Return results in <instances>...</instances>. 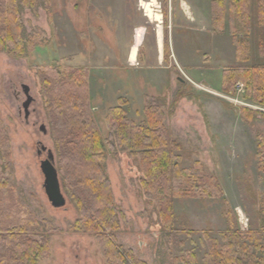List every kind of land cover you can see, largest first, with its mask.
<instances>
[{
    "label": "rangeland",
    "instance_id": "374dc122",
    "mask_svg": "<svg viewBox=\"0 0 264 264\" xmlns=\"http://www.w3.org/2000/svg\"><path fill=\"white\" fill-rule=\"evenodd\" d=\"M22 1L23 29L36 33L38 45L20 56L0 47V124L8 138L0 164H7L16 199L36 217L38 229L45 231L47 224L56 229L50 233L48 256L37 264H105L93 234L67 231L79 212L62 185L65 171L58 167L44 89L60 80V71L72 68L86 74L88 104L103 137L108 136L107 110L120 98L127 116L140 122L143 107L160 97L164 125L181 144V165L199 161L223 189L217 199H174L177 226L190 234H175L181 244L169 245L157 210L142 192L135 158L119 148L108 152L106 173L120 214L116 236L125 250L148 264H182L181 254L192 250L201 262L204 230L215 236L230 225L228 220L242 230L260 224L264 183L257 170L256 134L264 135V116L258 112L255 119L248 112L264 107L243 97L240 81L233 93L221 87L225 69L264 63L259 0H249L248 32L236 17L231 22V0L215 7L222 14L220 23L214 22L212 0H154L153 5L152 0ZM146 4L160 15L158 20L150 9L144 11ZM21 83L33 97L27 122L22 108L19 113ZM38 140L53 151L66 198L62 207H53L42 187L40 159L46 152L37 155Z\"/></svg>",
    "mask_w": 264,
    "mask_h": 264
},
{
    "label": "trees",
    "instance_id": "16d2710c",
    "mask_svg": "<svg viewBox=\"0 0 264 264\" xmlns=\"http://www.w3.org/2000/svg\"><path fill=\"white\" fill-rule=\"evenodd\" d=\"M264 0L257 7L258 24H264ZM22 0H0V47L20 56L38 45L36 33L25 34L21 20ZM214 22H222V14L215 8L221 0H212ZM233 16L251 29L249 0H231ZM218 9V10H217ZM218 20V21H217ZM235 27L232 28L235 33ZM234 42L238 41L233 37ZM264 48V40L261 43ZM166 50V48H165ZM240 50V45L238 47ZM166 53V52H165ZM60 80L44 91L48 96L54 147L58 167L65 171L62 185L76 205L79 217L69 224L67 231L87 232L96 237L105 264H148L125 250L117 240L120 214L106 173L108 152L119 148L135 158L142 172V192L153 205L162 221L169 245L178 243V228L173 201L175 198L212 199L223 195L219 180L208 174L196 161L190 167L181 165V144L173 138L163 122V99L158 97L143 107L145 119L135 122L127 116L122 98L118 105L107 110L105 125L108 136L103 137L89 107L87 77L82 69L60 71ZM244 85V98L264 107V63L229 68L223 71L222 91L234 92L236 82ZM245 109V108H244ZM249 110H246L248 112ZM254 118L264 111L252 110ZM243 114L244 119H254ZM8 138L0 124V158L5 156ZM5 150V151H4ZM257 170L264 183V135L256 134ZM7 164H0V264H37L49 254L50 233L56 229L47 224L38 229L36 217L16 199ZM260 224L242 230L237 224L228 225L211 235L204 230L202 261L192 250L180 257L182 264H264V203L258 210ZM181 244V242H179ZM178 243V244H179Z\"/></svg>",
    "mask_w": 264,
    "mask_h": 264
},
{
    "label": "water",
    "instance_id": "95a60500",
    "mask_svg": "<svg viewBox=\"0 0 264 264\" xmlns=\"http://www.w3.org/2000/svg\"><path fill=\"white\" fill-rule=\"evenodd\" d=\"M23 93L25 95V100L23 101V107L28 112V107L33 101V97L30 94V88L27 84L21 83ZM42 133H46L45 125L42 124L40 129ZM42 150H46V157L40 160V170L44 176V181L42 187L44 188L45 194L47 196L50 204L55 207H62L66 203V198L61 190L58 170L55 166L54 154L51 148L41 145Z\"/></svg>",
    "mask_w": 264,
    "mask_h": 264
},
{
    "label": "flooded vegetation",
    "instance_id": "af4514ba",
    "mask_svg": "<svg viewBox=\"0 0 264 264\" xmlns=\"http://www.w3.org/2000/svg\"><path fill=\"white\" fill-rule=\"evenodd\" d=\"M149 5H150V3H149ZM152 6V5H151ZM22 88V87H21ZM23 91V90H22ZM16 97L17 98H20V96H19V91L17 92L16 91ZM25 95H24V99H23V101L25 100ZM23 101H22V104H21V106H20V108H19V113L21 112V108L23 109V113H24V117H25V119H26V122L28 121V117H29V108H28V112L26 113V110L24 109V107H23ZM40 127V129H41V127H42V124L39 126ZM37 144H38V148H37V155H41L43 152H46V150H42V148H41V145H42V142L40 141V140H38L37 141ZM41 160V159H40Z\"/></svg>",
    "mask_w": 264,
    "mask_h": 264
},
{
    "label": "bare ground",
    "instance_id": "6f19581e",
    "mask_svg": "<svg viewBox=\"0 0 264 264\" xmlns=\"http://www.w3.org/2000/svg\"><path fill=\"white\" fill-rule=\"evenodd\" d=\"M153 2H154V0L151 1V4H152V5H153ZM149 9H150V8H149V5L146 4V5L144 6V11L147 12V10H149ZM150 10L152 11L151 13L153 14V16L156 17V20H158L159 17H160V15H159L158 13L155 14V13L153 12L152 8H151ZM159 36H160V35H159ZM159 40H160V38H159Z\"/></svg>",
    "mask_w": 264,
    "mask_h": 264
}]
</instances>
